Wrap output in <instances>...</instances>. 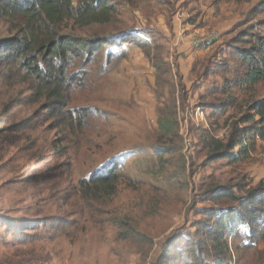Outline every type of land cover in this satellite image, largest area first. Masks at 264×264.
<instances>
[{"label": "rangeland", "instance_id": "1", "mask_svg": "<svg viewBox=\"0 0 264 264\" xmlns=\"http://www.w3.org/2000/svg\"><path fill=\"white\" fill-rule=\"evenodd\" d=\"M107 1L117 9L112 23L65 21L62 28L106 39L74 58L67 73L72 80L60 88L84 124L68 129L53 120L36 94L40 81L14 57L0 63V264H216L203 249L196 257L189 253L201 245L203 225L213 223L208 215L239 209L238 198L264 188L259 135L247 157L210 158V138L225 142L235 123L248 124L240 121L248 94L224 85L242 70L233 47H247L240 40L246 32L264 35V0ZM1 5L0 38L17 36L18 25L34 35L28 17L2 15ZM202 5L213 8L206 14ZM176 10L184 11L183 33L192 45L193 33L205 41L197 45L203 57L188 81L175 50L169 56L162 35L148 26L164 15L169 26ZM131 33L162 59L160 71L149 72L153 65L142 49L121 41ZM263 96L260 83L255 99ZM113 164L119 171L113 194L87 183ZM214 187H229L233 196L218 198ZM246 227L247 245L238 233L224 237L228 252L219 264H264V233Z\"/></svg>", "mask_w": 264, "mask_h": 264}, {"label": "trees", "instance_id": "2", "mask_svg": "<svg viewBox=\"0 0 264 264\" xmlns=\"http://www.w3.org/2000/svg\"><path fill=\"white\" fill-rule=\"evenodd\" d=\"M0 2L2 15L26 16L34 30L32 32L34 35H31L23 26L18 25L17 36L11 37L10 40L0 38V53L4 56L0 57V63L14 57L28 75L31 74L40 81V86L35 88V91L39 98H45V104L53 120L64 121L68 129H73L76 122L84 124L77 111L75 113L73 109L66 107L67 97L63 96L60 88L72 80V76H67V73L74 58L82 59L85 48L90 52L88 54H91L92 47L102 44L106 39L102 36L84 38L62 32L63 23L71 21L78 27L109 24L117 15L116 6L107 0H77L76 5L73 4V0H0ZM246 34L248 38L240 40L246 42L247 47L234 46L232 50L242 70H236V78L228 85H224V88L226 90L236 88L248 94L247 114L240 120L248 124L240 127L235 123L225 142L210 138L211 160L227 158L230 162H236L248 156L251 139L253 140L256 134L264 139V96L255 99L256 86L264 84V35L247 32ZM124 36L122 42L132 41L138 45L153 67L160 71L161 65L158 62L162 59H158L157 55L148 54L149 44L144 42L143 38L135 37L134 33ZM6 44L9 46L3 49ZM75 117L79 118L75 120ZM118 181V167L117 164H113L106 175L91 176L87 183H93L96 190L103 188L113 194ZM80 183L84 185L86 181L82 180ZM225 188L218 190L219 187H214L216 197L233 196L231 188ZM260 190L264 192V188L252 189L248 196L238 198L239 209L224 213L210 212L208 217L213 219V223L203 225L200 229L202 240L200 248L196 245V248H190L189 253L195 254L196 257L197 251L203 249L208 257L214 258L216 264H219L228 252L227 243L221 242L225 236L235 235L236 225L248 226L250 230H254L253 233L260 229L264 233V210L260 208L264 205V194L257 195ZM206 220L209 222V218ZM30 225L35 228L37 222H32L28 226ZM249 238L251 241L255 239L254 235Z\"/></svg>", "mask_w": 264, "mask_h": 264}, {"label": "crops", "instance_id": "3", "mask_svg": "<svg viewBox=\"0 0 264 264\" xmlns=\"http://www.w3.org/2000/svg\"><path fill=\"white\" fill-rule=\"evenodd\" d=\"M175 1L179 2L178 0H175ZM181 1L185 2L187 6H190L189 3L191 4V2H196V0H181ZM202 7L205 8L206 14H209L210 10L213 8L212 5L211 6L202 5ZM182 14L181 15L178 14L177 10L175 12H172L170 15L171 19L169 18L170 23H171L169 26L166 23V18L164 17L165 15L162 17L159 23H156L155 26L151 23L148 26L153 27L159 35L160 34L162 35L161 40L164 41L165 44L168 46L167 49H168L169 56H171L170 52L172 50H175L174 56L176 57V60H177V64L179 68L178 70L181 73V76H183V79H185V81H188V76L192 75L191 70H192L193 64L203 57L202 52L204 50L199 51L200 48L198 46L192 45L190 41V35L189 34L184 35L183 31L186 30L188 26L182 23L184 20L186 21L185 19L186 17H184L183 19ZM188 17L189 16H187V18ZM152 35H155V34L152 33ZM152 67L153 66L150 67L149 72H152L151 71ZM186 84H188V82H186ZM188 88H189V85H188Z\"/></svg>", "mask_w": 264, "mask_h": 264}, {"label": "built area", "instance_id": "4", "mask_svg": "<svg viewBox=\"0 0 264 264\" xmlns=\"http://www.w3.org/2000/svg\"><path fill=\"white\" fill-rule=\"evenodd\" d=\"M196 33H193L192 36L194 37L192 42H193V45L194 46H197V45H202L203 42H205L202 38L200 37H197L195 36ZM199 107L196 108V110H198ZM201 114V113H200ZM186 137V135L184 136V138ZM256 139H259V136L256 135ZM185 143H186V146L189 145L190 141L188 140V138L186 139L185 138ZM238 233L240 236H242L244 238V240L242 241L241 245H247L248 244V241L246 240V237L249 236V232H248V229L245 225H236L235 226V229H234V234ZM230 237L232 235H229ZM215 264V263H213Z\"/></svg>", "mask_w": 264, "mask_h": 264}]
</instances>
